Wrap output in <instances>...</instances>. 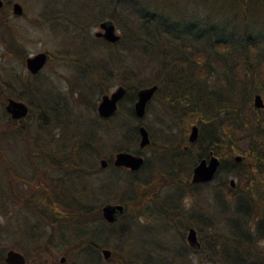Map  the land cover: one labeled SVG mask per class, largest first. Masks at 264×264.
I'll use <instances>...</instances> for the list:
<instances>
[{"label":"rangeland","instance_id":"1","mask_svg":"<svg viewBox=\"0 0 264 264\" xmlns=\"http://www.w3.org/2000/svg\"><path fill=\"white\" fill-rule=\"evenodd\" d=\"M13 1L19 2L22 6V13L14 15L11 12L8 15L6 26L2 28L4 37L14 38L23 47L25 55L37 51H45L50 54L40 71L35 76H28L23 61L3 54L2 46H0V81L8 80L10 88L18 92H26L27 97L31 99V105L24 98L20 99L27 103L30 110L28 115L22 118L23 123H18V126L15 127L23 129L25 126L30 134L34 132L41 135L42 147L46 145L54 147L56 141H52V139L55 140L62 135L61 141L65 139V148L68 147L71 139L72 141L76 140L75 138L87 132L89 127L99 136L97 145L101 155L107 152L113 155L116 146L120 144L119 135L124 128L147 124L148 131L156 132L152 133V143L141 152L146 159L145 166L134 174L137 181L142 180L143 182H136L135 192L133 190L132 198L134 200L132 202L138 207L132 212L129 211L120 216L112 225L103 227L101 240L106 244L101 247L110 249L113 256L109 259L101 257L97 264H115L116 258L135 263L147 260L152 264H161L166 261L169 264H196L199 255L195 252H186L182 261L181 258L173 257L174 251L180 248L182 243L186 244L185 233L188 226L195 228L199 238L205 239L213 233L217 235L216 233L222 234L226 231V223L222 216L216 212L217 208L212 195L217 190L221 192L222 198L227 202L231 196L228 195L229 192L226 189L219 187L214 189L212 184L219 181L220 178L227 182L230 177L234 178V182H236V176L220 173L215 176L211 184L194 187L193 191L180 184L166 183L165 179L169 178L168 174L171 171V155L176 151L175 144L182 143H179L182 126L177 115L183 110V104L175 103L167 106L165 102L150 101L149 104L147 103L142 117L130 118L126 115V108L131 103L123 102V108L120 109L121 105L119 104V112L113 119L99 122L95 108L101 93L97 92L94 86L92 90H86L84 87L89 84V71L86 69V72H83L81 69L83 63L77 59L74 52V50H80L97 60L99 57H108L109 48L93 35V31L98 29L97 21L81 17L82 21H85L84 29L82 27L75 30L74 23H68L75 19L68 14L59 13L61 16H56L58 23H40L41 18L38 17V12L41 9H85L82 1H79L78 4L77 0H2V4H6L11 11ZM87 2L86 6H90L91 9V4L101 5L103 0H87ZM137 7L150 8L158 17L146 29L135 28V36L147 41L142 39L139 42L136 41L131 54L126 55L124 60L132 67L130 69H132L133 81L138 80L142 82V86H145L153 79H159L157 82L160 87L163 84L161 87L163 90L167 89L170 80L162 72L167 71L166 74H168L169 71H172L168 68L167 61L188 48L181 44L183 40L189 42L191 46L203 45L208 44L213 36H235L241 34L244 28L249 32H261L264 25L262 23L264 22L263 0H139ZM48 19L50 18H45V20ZM118 19L119 22H125L122 18ZM114 25L117 32L121 34V27ZM123 25L129 27L130 23H123ZM206 48L210 50L209 47ZM161 62H164L162 67H160ZM116 70L121 72L120 67ZM11 76H17L18 79L13 81ZM180 82L182 85L186 84L185 80ZM207 82L212 84V77H209ZM118 83V78H112L111 84L104 92L108 93ZM7 97L18 99L12 95H6L4 101L0 100V109L2 110ZM90 100H94L93 108L89 104ZM37 103L45 106L43 107L45 111H42L44 121L50 120L49 117L53 115V110L49 111L47 108L53 106L57 110L56 117L63 124V128L52 125V127L38 131L36 129ZM156 116L157 119H155ZM41 121L43 120L41 119ZM121 122H123V127H121ZM262 124L264 125V120ZM4 131V135L0 136V148H3V156L8 163L9 170L6 172L3 165L0 164V197L5 188L3 184L8 183L6 204L4 207H0L4 211L3 214L0 213V245H6L8 248L15 243L13 248L19 249L17 245H20L33 252L34 245L42 241L41 238L29 234L28 223L36 220L35 213L30 211L26 205H22V200H19L20 203H12L10 190L12 174L20 177H28L31 174L29 159L23 151L21 137L13 134L11 132L13 130L6 128ZM47 137H49V143L45 140ZM247 142L248 139L243 138L234 144L244 148ZM136 147L137 138L129 148L136 149ZM221 151L223 152V150ZM100 157H96V165H98ZM91 158L92 155L89 160H92ZM46 169L52 177L49 189L54 187L59 198L67 199L69 194L70 196L74 194L75 198L70 197V200H78L98 207L105 201H117L120 194L126 196L123 191L127 178L122 175V171H117L118 174L115 173V177L118 178H115L109 169H102V171L89 175L84 174L80 178H69L64 173L66 171L62 172L51 165ZM260 171L264 174V166L259 167ZM61 175L65 178L60 182L59 179L56 180V177ZM111 178H114L115 182L110 184L112 188L106 189L104 185L109 183ZM153 180L156 181L154 185H151ZM19 187L23 188L24 184ZM128 193L130 194L131 191ZM150 194L152 198H146V195ZM144 196L145 199H142ZM176 204L177 206H175ZM167 211L170 212L171 217L167 216ZM197 213L199 214L198 219L195 220V216L188 218ZM86 225L93 229L97 228L98 224L95 221H89ZM72 227L71 225L67 227L68 236L66 235V238L72 239L75 236ZM39 228H41L38 230L40 234L43 233L46 237L49 231L48 227H41L40 224ZM44 229L45 232H42ZM181 230H184L182 236L180 235ZM214 241L216 240H211L212 246H214ZM53 243L52 246L59 249L63 247L65 240L58 238ZM255 246L256 249L264 252V238L259 239ZM203 250L200 254L201 264H212L209 259L216 261V258H210L207 252L203 253ZM60 255L62 254L58 252L54 259L55 262H58ZM36 256L34 254L31 257L36 260Z\"/></svg>","mask_w":264,"mask_h":264},{"label":"trees","instance_id":"2","mask_svg":"<svg viewBox=\"0 0 264 264\" xmlns=\"http://www.w3.org/2000/svg\"><path fill=\"white\" fill-rule=\"evenodd\" d=\"M79 1L84 3L85 9H41L38 12V17L41 18L40 23H58L56 16H61L59 13H64L75 19V21L68 22L74 23L75 30L81 29L85 24L81 17L88 18L87 20L90 21H97V23L108 18L114 24L119 25L122 32L116 41L108 42L98 38L109 48L108 57H99L97 60L80 50H74V52L77 59L83 63L81 66L83 72H86V69L89 71V84L84 85L86 90H92L95 87L97 92L102 93L111 84L112 78H118L119 83L126 88V93L120 100V109L123 108V102L131 103L126 108V115L135 118L132 102L134 92L142 86V82L132 80V69H130L132 67L125 62L124 58L131 54L136 41L139 42L142 39L135 36V28H148L151 23L156 21L158 15L150 8H138L139 0H103L101 5L91 4V9L90 6H86L87 0H77L78 4ZM9 14H11L10 8L6 4H2L0 6V46H2V53L23 61L25 56L23 47L14 38L4 37L2 33V28L6 26ZM45 18L50 19L45 20ZM118 18L124 19L125 22L123 23H130L129 27H125L122 22L118 21ZM142 40L147 41L146 39ZM181 44L188 48L167 61L168 68L172 69L167 77L170 80L171 90L179 94V101L187 104V107H184L178 115L182 126L181 132L186 133L190 124L195 123L198 127V137L186 148H182L181 144L175 145L176 151L171 155V171L168 174L169 178L165 181L168 184H180L190 189L191 167L200 156H205L209 149L220 160L216 175L220 173L222 175L231 174L236 176L237 181L232 188L227 185L223 178L212 184L214 189L216 187L226 189L229 192L228 195L231 196L227 202L222 198L221 192L217 190L212 195L217 208L216 212L222 216L226 223V231L222 234L216 233L217 235L213 233L207 236V239L197 236L198 247L182 243L181 247L174 251L173 257L175 259L181 258L180 260L183 261L186 252H195L199 255L196 264H201L200 254L204 248L203 253L207 252L210 258H216V261L209 259L212 264H264V252L255 248V243L264 238V174L259 172V167L264 166V125L262 124L264 109L252 104L254 92H259L264 99V25L261 32H249L244 28L241 34L235 36H213L208 44L191 46L186 40H183ZM206 47H209L210 50ZM222 53L225 55L222 56ZM48 56L50 57L49 53ZM163 63H160V67ZM118 67L121 68V72L116 70ZM27 75L31 76L28 73ZM209 77H212V84L207 82ZM11 78L13 81L18 79L17 76H11ZM181 80L186 81L183 88L179 86L182 84ZM8 84V80L0 81L1 101H4L6 95H12L18 99L24 98L31 105V99L27 97L26 92L13 90ZM89 104L93 108L94 100H90ZM36 106L38 108L36 126L38 131L52 127V125L63 128V124L56 117L57 110L53 106L47 108L49 111H54H52L53 115L49 117V121H44V117H42L45 106L39 103ZM98 118L99 122H103L110 121L114 117L107 120L101 119L99 116ZM18 123H23V120L13 119L4 108L3 110L0 109V136L4 135V129L7 128L13 130L11 131L13 134L21 137L23 151L27 154L31 168V174L28 177L11 175L12 203H20L19 200H22V205H26L30 211L35 213L34 218L36 220L28 223L29 234L42 240L39 244L34 245L33 252L20 245H17L18 248L25 255L28 264H58L54 261L58 252L65 256L66 264H97L102 257L100 248L106 244L101 240L103 227L113 223L102 220L97 205L70 200V197L75 198L74 194L71 196L69 194L67 199L59 198L54 187L49 189L52 177L46 168L51 165L62 172L66 171L64 173L69 178H80L84 174L89 175L102 171L99 164L96 165L95 159L104 156L108 160L105 169H109L114 177L117 171H122V175L127 178L124 182L123 191L126 196L122 194L118 196V201L125 205V212L121 215L123 216L138 207L132 202L134 200L132 195H134L137 187L135 183L143 182L142 180L137 181L134 174L145 166L146 161L137 171L112 165L111 153L100 154V148L97 145L99 136L89 127V130L78 135L76 140L72 141L71 139L67 148H65V139L61 141L62 135L55 140L52 139V141H56L54 147L47 145L42 147V136L34 132L30 134L25 126L23 129L15 127L18 126ZM145 126L148 129L147 124ZM121 127H123V122H121ZM137 137L136 126L124 128L119 135L121 141L119 146H116V150L136 152L137 147L136 149L129 147L132 146ZM48 138L45 139L47 143L50 142ZM243 138L248 139L246 147L240 148L234 144ZM3 153L1 147L0 164L8 172V163ZM234 154H240L239 161L232 159ZM91 155L92 160H89ZM64 178L65 176L61 175L57 176L56 180L59 179L58 181L61 182ZM214 178L204 185L211 184ZM113 181L114 178H111L104 187L106 189L112 188L110 184H113ZM155 181L153 180L150 184L154 185ZM7 184V182L3 184L5 188L0 197V207H4L6 204ZM23 184V188L19 187ZM127 191H131V193L129 194ZM147 196L148 199L152 198L151 194ZM142 199H145V196ZM0 213L3 214L4 211L0 209ZM166 214L171 217L169 211ZM198 215V213L190 215L188 218L195 216L196 220ZM207 219L211 222L209 218ZM89 221H95L98 224L96 225L97 228L90 229L86 225ZM40 224L41 227L45 226L49 229L46 237L38 231L41 229L39 228ZM70 225L74 228L75 236L72 239L66 238V235L68 236L67 227ZM42 232H45V229ZM183 232L184 230H181V236ZM58 238L65 240L63 247L59 249L52 246L53 241ZM213 239L216 240L214 246L211 244ZM6 248V245H0V264H5L3 254ZM32 253L37 255L36 260L32 258L34 255H31ZM112 256L113 254L110 253L107 259ZM117 263L152 264L147 260H140L139 263H135L121 260V258H116L115 264ZM161 264L169 263L166 261Z\"/></svg>","mask_w":264,"mask_h":264},{"label":"water","instance_id":"3","mask_svg":"<svg viewBox=\"0 0 264 264\" xmlns=\"http://www.w3.org/2000/svg\"><path fill=\"white\" fill-rule=\"evenodd\" d=\"M2 4V0H0V6ZM11 12L14 15H20L22 13V6L17 1H13L11 3ZM98 29L94 30L93 35L96 37H101L108 42L116 41L120 34L117 32L114 23L108 19L104 18L98 21ZM46 60V52L45 51H37L35 53L29 54L25 57L24 63L26 69L30 73H35L39 70ZM156 84H148L145 86L138 87L134 93V101H133V111L136 116H142L144 112V106L146 101L149 99L150 95L154 91ZM125 93V87L121 84L116 85L109 93H101L100 98L96 105V112L99 117L105 118L117 111V101L123 96ZM252 104L255 107L264 109V101L259 92H254L252 94ZM4 110L8 113V115L13 119H19L23 117L27 112V105L25 102L19 99H15L12 97H7L6 102L3 106ZM198 127L195 123L190 125L188 131V140L193 141L196 138ZM138 131V146H145L148 141V132L144 125L139 124L137 127ZM234 159L238 161L240 159L239 154L234 155ZM143 159L140 155L135 154L128 150H118L113 154L112 163L114 165H121L127 167L131 170L137 169ZM106 160L104 158H100L99 164L104 166ZM218 163V159L215 155H209L208 159L201 158L194 164L191 170L190 181L198 182V181H208L213 176L216 166ZM229 183L231 186L234 185V179L230 178ZM99 211L101 216L107 222H113L119 214H121L124 210V206L119 202H104L99 206ZM185 241L190 246H199V241L197 239L196 231L192 226L187 228L185 233ZM101 254L104 259H107L110 255V250L106 247L101 248ZM3 261L6 264H25L24 255L13 249L8 248L5 251L3 256ZM64 261V256L59 257V262Z\"/></svg>","mask_w":264,"mask_h":264},{"label":"flooded vegetation","instance_id":"4","mask_svg":"<svg viewBox=\"0 0 264 264\" xmlns=\"http://www.w3.org/2000/svg\"><path fill=\"white\" fill-rule=\"evenodd\" d=\"M98 24V23H97ZM94 32V31H93ZM94 37H96V36H94ZM97 38H101V37H97ZM103 39V38H102ZM106 41V40H105ZM29 55V54H28ZM27 55H25L24 56V58H23V63H24V59H25V57H26ZM47 58H48V54L46 53V60H47ZM46 60H45V62H46ZM45 62H44V64H45ZM43 64V65H44ZM43 65H42V67H43ZM24 66H25V63H24ZM41 67V68H42ZM26 68V67H25ZM40 68V69H41ZM40 69L39 70H37L35 73H30L27 69V73L28 74H30V75H35V74H37L39 71H40ZM167 73V71H164V73L162 72V74L163 75H168V74H166ZM159 80V79H158ZM157 79H153V81L151 82V83H149V84H156V87H155V89H154V91L152 92V94L150 95V97H149V99L146 101V103H145V106H144V112H143V114H142V116L144 115V113H145V107H146V105H147V103L149 104V102L150 101H155V102H165V104L168 106V105H170V104H175V103H182L183 104V107H187V104H185L183 101H179V94L176 92V91H172L171 90V84H169V86L167 85V89H165V90H163L161 87L163 86V84L161 85V87H160V84L157 82L158 81ZM118 84H121V83H118ZM118 84H116V85H118ZM115 85V86H116ZM122 85V84H121ZM186 85V84H185ZM185 85H180V87L181 88H183ZM114 86V87H115ZM124 86V85H123ZM165 86V85H164ZM125 87V86H124ZM161 89H160V88ZM160 89V90H159ZM111 91V90H110ZM109 91V92H110ZM108 92V93H109ZM102 93H107V92H102ZM125 93H126V88H125ZM124 93V94H125ZM135 93V92H134ZM124 94H123V96H124ZM122 96V97H123ZM122 97L117 101V111L114 113V114H112V115H110V116H108V117H105V118H101V119H104V120H107V119H109V118H112V117H114L118 112H119V104H120V100L122 99ZM135 97V96H134ZM20 100V99H19ZM23 101V100H22ZM134 101V100H133ZM263 101H264V99H263ZM23 102H25V101H23ZM191 103V102H190ZM25 104L27 105V103L25 102ZM97 105V104H96ZM132 108H133V102H132ZM96 109V108H95ZM262 109V108H261ZM28 111H29V108H28V105H27V112H26V114L23 116V117H21V118H19V119H22V118H24V117H26L27 115H28ZM133 113H134V111H133ZM96 114H97V112H96ZM98 115V114H97ZM179 115V114H178ZM178 115H177V118H179L178 117ZM134 116H135V118H140V117H142V116H136L135 114H134ZM158 117L156 116V118L155 119H157ZM193 124V123H192ZM138 125L139 124H137L136 125V127H138ZM191 125V124H190ZM145 127V126H144ZM146 128V127H145ZM189 128H190V126H189ZM147 129V128H146ZM189 131V130H188ZM188 131L186 132V133H181V137H180V141H179V143H181V146H182V148H186V146L189 144V143H193L196 139H197V137H198V130H197V135H196V138L193 140V141H189L188 140ZM147 132H148V138H149V141H148V143L145 145V146H143V147H139L138 146V138H139V136L137 137V151L136 152H134L133 151V153H135V154H138V155H140L141 157H142V159H143V161H142V163H141V165L137 168V169H135V170H131V169H129V168H127V167H124V166H121V165H114L113 163H112V158H113V155H112V157H111V164L112 165H114V166H119V167H123V168H126V169H128V170H130V171H137V170H139L140 168H141V166L143 165V162L144 161H146V159H145V157L143 156V154L141 153L142 152V150L145 148V147H147V146H149L151 143H152V138H153V134L154 133H156V132H150V131H148V129H147ZM149 132L151 133V136H150V134H149ZM153 133V134H152ZM159 138V137H158ZM179 140V139H178ZM178 144V143H177ZM176 145V144H175ZM116 151H118V150H115V152ZM114 152V153H115ZM132 152V151H131ZM113 153V154H114ZM211 154H213V155H215L216 157H217V159H218V163H217V166H216V169H215V172H214V174H213V176L211 177V179L210 180H208V181H198V182H191L190 181V176H191V172H190V176H189V182H190V185H191V190L193 191L195 188H197V186H200V185H202V184H204V183H207V182H210L213 178H214V176L216 175V173H217V169H218V165H219V162H220V160H219V157L216 155V154H214L213 153V151L211 150V149H209L208 150V152H207V154L205 155V156H200L197 160H196V162L195 163H197V161L199 160V159H201V158H205V159H208V157H209V155H211ZM235 155V154H234ZM234 155L232 156V159L234 160V161H236L235 159H234ZM240 155V154H239ZM100 158H104L105 160H106V163H105V165L104 166H101L100 164H99V160H100ZM99 159H98V164H99V166L102 168V169H105L106 168V166L108 165V160H107V158H105L104 156L102 157H100ZM241 158V157H240ZM240 160V159H239ZM238 160V161H239ZM194 163V164H195ZM194 164L192 165V167L194 166ZM192 167H191V170H192ZM230 178H232V177H230ZM229 178V179H230ZM229 179H228V181H227V184H228V186L229 187H234V185H235V182H234V185L233 186H231L230 185V183H229ZM234 179V178H233ZM195 187V188H194ZM198 191V190H197ZM105 202H119V203H121L123 206H124V210H123V212L121 213V214H119L118 216H117V218L113 221V222H107L102 216H101V214H100V211H99V209H98V211H99V214H100V216H101V218H102V220H104L105 222H107V223H114L115 221H117V219L125 212V205H124V203L123 202H121V201H105ZM104 203V202H103ZM103 203H101V204H103ZM100 204V205H101ZM99 205V206H100ZM99 206H98V208H99ZM175 206H177V204L175 205ZM174 206V207H175ZM189 227V226H188ZM187 227V228H188ZM187 228H186V231H187ZM195 229V228H194ZM196 231V230H195ZM196 235H197V233H196ZM8 248H13V247H8ZM8 248H6L5 249V251L8 249ZM101 248H103V247H101ZM101 248H100V250H101ZM13 249H15V250H17V251H19V252H21L22 253V251H20L19 249H16V248H13ZM110 250V249H109ZM5 251H4V254H5ZM101 252V251H100ZM110 253H111V250H110ZM4 254H3V256H4ZM23 254V253H22ZM24 255V254H23ZM102 255V254H101ZM61 256V255H60ZM59 256V257H60ZM62 256H64L63 254H62ZM59 257H58V263H63V262H65V256H64V261L63 262H59ZM24 258H25V255H24ZM104 259V258H103ZM5 263V262H4ZM6 264V263H5ZM25 264H28L27 262H26V258H25Z\"/></svg>","mask_w":264,"mask_h":264}]
</instances>
